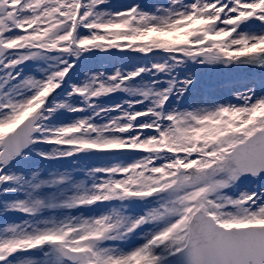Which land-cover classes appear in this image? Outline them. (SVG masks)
I'll list each match as a JSON object with an SVG mask.
<instances>
[{
    "label": "snow or ice",
    "instance_id": "6c2138e0",
    "mask_svg": "<svg viewBox=\"0 0 264 264\" xmlns=\"http://www.w3.org/2000/svg\"><path fill=\"white\" fill-rule=\"evenodd\" d=\"M122 47L153 58L73 82ZM197 65L264 70V0H0V216L23 217L0 227V264H264V78L186 108ZM33 152L114 162L18 171Z\"/></svg>",
    "mask_w": 264,
    "mask_h": 264
},
{
    "label": "rangeland",
    "instance_id": "374dc122",
    "mask_svg": "<svg viewBox=\"0 0 264 264\" xmlns=\"http://www.w3.org/2000/svg\"><path fill=\"white\" fill-rule=\"evenodd\" d=\"M170 0H109L110 10H125L128 6L139 3L145 7L146 10H153L154 6L157 5H165L169 4ZM190 2V0H189ZM251 31H259V26H254ZM121 45H127L130 42L126 41H116ZM141 41H136L135 44H140ZM198 47V46H197ZM127 47L117 48V49H108L109 52L114 53V55H108L104 53H96L88 57L85 66L81 69H77L75 76L73 77V82H79L84 79L85 74L87 73H96V72H104L106 74H112L115 69L121 68L124 71H130L133 68L140 66L141 63L144 62V58H139L138 56L145 57L146 55H152V53H139L127 51ZM130 49V48H129ZM121 50H125L122 52ZM179 54V53H177ZM166 55V54H162ZM140 60H139V59ZM147 59H149L147 57ZM156 59H159L156 57ZM142 61V62H141ZM35 65L29 63V66L25 68V72L29 75L34 74ZM194 71L197 74H204L209 76V78H204L201 85L196 86L195 90L188 97L186 101H182L181 104L183 107H191V106H211L213 104H221V103H238L235 99L236 93L240 91H246L249 82L255 80L257 85L259 84V78L248 77L249 79H243L244 75L251 74L256 75L264 70L241 67V68H233L229 70L224 66H208L205 68L204 66L197 65L195 66ZM254 73V74H253ZM72 75V73L70 74ZM206 76V77H207ZM264 78V77H263ZM228 83V84H227ZM209 87V92L206 91V88ZM207 92V93H205ZM257 95H264V90L257 87ZM127 99L126 94L124 93H115L111 94L107 97L101 99V102L105 106H113L119 103H122ZM113 115L117 113L113 112ZM80 114H71L64 113L58 123L69 122L75 118H77ZM99 122H103L100 120ZM46 149H50L51 145L43 146ZM133 157H124L125 160H131ZM41 159V160H40ZM114 162L105 158L103 155H94L85 157L83 154H78L75 157L64 158L61 160H45L39 157L35 152L31 154L27 158L26 161H22L20 165H18V171L29 172L33 169L39 170L41 172L45 171H63L69 170L73 172H83L85 169L89 167H97L103 166L107 163ZM259 181L256 184L246 183L243 185L245 188H255L259 187ZM257 185V186H256ZM104 211V206H99L94 209V211L85 214L95 215L99 212ZM23 217L20 214H9L7 217L0 216V227L5 226L7 223L20 222ZM139 242V238L134 240L132 243L136 244Z\"/></svg>",
    "mask_w": 264,
    "mask_h": 264
}]
</instances>
